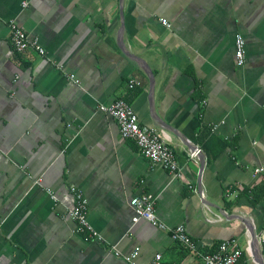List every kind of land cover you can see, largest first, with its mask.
I'll use <instances>...</instances> for the list:
<instances>
[{
    "label": "crops",
    "instance_id": "obj_1",
    "mask_svg": "<svg viewBox=\"0 0 264 264\" xmlns=\"http://www.w3.org/2000/svg\"><path fill=\"white\" fill-rule=\"evenodd\" d=\"M12 19L44 55L13 50ZM132 78L141 85L132 107L175 149L183 177L143 157L100 110L130 97ZM205 127L230 142L210 164ZM193 145L205 153L201 185ZM260 166L264 0H0V264H128L124 255L137 249L138 264L157 253L164 264H203L169 232L133 220L131 199L143 192L163 222L184 224L209 250L234 238L245 257L238 264H264V198L254 205L241 193L263 180ZM72 187L88 198L101 239L67 214Z\"/></svg>",
    "mask_w": 264,
    "mask_h": 264
},
{
    "label": "built area",
    "instance_id": "obj_2",
    "mask_svg": "<svg viewBox=\"0 0 264 264\" xmlns=\"http://www.w3.org/2000/svg\"><path fill=\"white\" fill-rule=\"evenodd\" d=\"M23 4L27 5V2ZM163 21L168 27L170 26V23L166 20ZM9 26L11 45L16 53H23L29 49H34L41 55L45 54V49L40 44L39 39L37 37H30L15 19L10 20ZM234 54L236 64L239 67L244 66L247 61V49L246 41L240 33L235 37ZM71 76L75 78V75L72 74ZM76 81L78 82V80ZM129 85L132 88L138 85L136 79H130ZM100 110L108 113L117 121L121 137L123 139L133 140L143 157L153 164L160 165L175 177H183L184 173L175 149L162 137L157 129L151 128L141 122L130 102L124 98H118L111 104L101 105ZM199 151V148L194 150L191 154L192 157L197 158ZM254 173L256 176L261 175L264 180L263 166L255 168ZM71 190L75 195L76 201L72 207L68 208L67 214L71 219L76 221L78 229L84 232L87 237L101 239L99 232L89 221L88 198L84 195L83 191L77 187H72ZM231 190L232 188L229 187L227 192L230 193ZM131 204L135 211V216L133 218L135 222L144 219L149 221L153 226L169 232L173 241L180 243L192 254L199 256L203 264H237L242 256L243 251L234 238L222 241L219 248L211 252L209 250L210 245L202 240L194 239L189 234L184 224L175 226L167 225L159 218L155 206V197L150 192H143L134 196L131 199ZM209 220L211 222L216 221V219L212 218H209ZM262 250L264 252V244ZM116 253L119 254L118 251H116ZM138 254L139 251L137 249L130 254L124 255V259L128 264H138L136 262ZM146 264H164L162 254L157 253L154 258Z\"/></svg>",
    "mask_w": 264,
    "mask_h": 264
},
{
    "label": "trees",
    "instance_id": "obj_3",
    "mask_svg": "<svg viewBox=\"0 0 264 264\" xmlns=\"http://www.w3.org/2000/svg\"><path fill=\"white\" fill-rule=\"evenodd\" d=\"M141 85H135L132 90V94L130 97H127L125 100L130 102L134 99L140 92H141ZM199 141L201 142V147L206 152L208 157V163H212L229 145L230 142L217 136L212 127H205L204 130L200 132ZM241 193L248 195L254 205L260 203V201L264 198V180L254 184L253 186H243ZM230 205V202L227 201V205ZM220 242L215 244V247L211 249V252L216 251L219 246ZM245 260L244 255L240 259ZM238 264V262H237Z\"/></svg>",
    "mask_w": 264,
    "mask_h": 264
},
{
    "label": "water",
    "instance_id": "obj_4",
    "mask_svg": "<svg viewBox=\"0 0 264 264\" xmlns=\"http://www.w3.org/2000/svg\"><path fill=\"white\" fill-rule=\"evenodd\" d=\"M123 29H124V23H123L122 28H121V32H120L121 34L123 33ZM142 65H143L144 69L147 71V73H149V76L151 77V88L153 90L154 75L151 72V69L149 67H147L144 64H142ZM193 146L195 148L194 150L198 149V147L196 145H193ZM198 157L201 159V170H200V177H199V185H201L202 174H203V170H204V166H205V153L201 149L199 151ZM250 227H251V236H252V249L255 252L257 250L256 249V246H257V233H256L255 228L253 227V225H251ZM259 263L263 264L261 262V260H260Z\"/></svg>",
    "mask_w": 264,
    "mask_h": 264
}]
</instances>
